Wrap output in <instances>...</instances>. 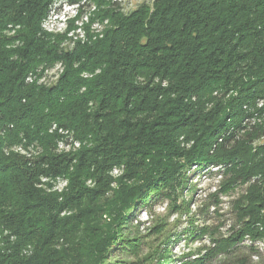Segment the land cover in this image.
<instances>
[{
	"label": "trees",
	"instance_id": "16d2710c",
	"mask_svg": "<svg viewBox=\"0 0 264 264\" xmlns=\"http://www.w3.org/2000/svg\"><path fill=\"white\" fill-rule=\"evenodd\" d=\"M81 1L0 0V264L72 263L56 248L66 235L59 215L71 208L43 188L77 167L56 152L71 137L93 143L83 177L110 149H133L165 176L191 163L221 168L224 187L241 194L233 234L210 253L253 264L261 252L239 243L264 238V0H149L127 10L122 0H89L98 28L62 45L42 24L58 2ZM53 64L64 68L59 78L39 83Z\"/></svg>",
	"mask_w": 264,
	"mask_h": 264
},
{
	"label": "rangeland",
	"instance_id": "374dc122",
	"mask_svg": "<svg viewBox=\"0 0 264 264\" xmlns=\"http://www.w3.org/2000/svg\"><path fill=\"white\" fill-rule=\"evenodd\" d=\"M122 1L127 10L149 0ZM94 9L89 0L74 5L58 2L42 26L53 38L58 36L62 45H71L98 28L97 20L92 19ZM42 67L38 82L46 84L55 82L64 69L61 64ZM260 107L257 100L255 108ZM253 116L258 118L257 113ZM179 141V148L185 150L192 145L182 137ZM68 142H58L56 152L69 156L77 167L63 178L42 181L46 192L56 194L58 202L71 208L59 215L66 235L56 245L71 264H224L225 258L234 257L210 253L219 237L233 234L232 200L241 194L240 188L231 191L224 187L228 176L221 168L191 163L172 167L165 176L133 149L121 157H114L115 151L110 149L113 157L83 177L79 174L87 169L81 161L95 159L87 151L93 143L73 137ZM35 150L14 146L10 152L29 158L27 152L35 154ZM161 173L160 180L149 183ZM239 245L260 251V258L252 255L251 260L258 264L262 259L264 264V238L245 234ZM239 254L250 255L247 250Z\"/></svg>",
	"mask_w": 264,
	"mask_h": 264
}]
</instances>
